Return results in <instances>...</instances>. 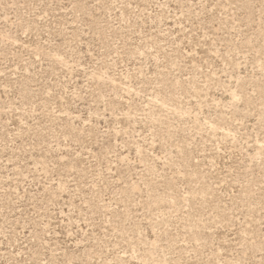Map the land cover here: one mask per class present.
Listing matches in <instances>:
<instances>
[{"label":"rangeland","instance_id":"rangeland-1","mask_svg":"<svg viewBox=\"0 0 264 264\" xmlns=\"http://www.w3.org/2000/svg\"><path fill=\"white\" fill-rule=\"evenodd\" d=\"M0 264H264V0H0Z\"/></svg>","mask_w":264,"mask_h":264}]
</instances>
